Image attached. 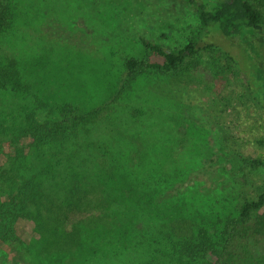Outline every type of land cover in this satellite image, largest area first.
I'll list each match as a JSON object with an SVG mask.
<instances>
[{
	"label": "rangeland",
	"instance_id": "rangeland-1",
	"mask_svg": "<svg viewBox=\"0 0 264 264\" xmlns=\"http://www.w3.org/2000/svg\"><path fill=\"white\" fill-rule=\"evenodd\" d=\"M195 1L197 5L211 0ZM4 3L11 19L0 35V64L15 61L33 93L44 99L71 104L76 112L102 109L92 125V137L103 140L112 134L121 137L120 144L132 140L134 148L142 149V165L152 172L156 185L178 183L192 172L205 170L216 157L212 175L199 176L180 195L186 214L198 210L208 221H218L235 215L242 198H256L264 191V164L251 167L242 159L264 162V37L247 35L239 46L241 38L233 42L213 35L214 44L236 55L238 70L221 51H206L180 72L145 71L118 95L127 59L163 62L143 45L142 38L181 49L199 36L195 5L186 0ZM20 101L22 97L11 92L0 94L1 107ZM13 154L14 149L0 139V165ZM102 181L101 195H105L112 183L109 178ZM98 211L107 212V204ZM98 229L86 230L89 237L81 261L130 264L131 254L112 257L114 239L109 234L100 238ZM17 230L23 246L15 264H28L44 243L30 220H20ZM66 257L61 251L47 257L45 264H67ZM14 258L17 250L9 247L0 253V264H13ZM256 264H264V259Z\"/></svg>",
	"mask_w": 264,
	"mask_h": 264
},
{
	"label": "trees",
	"instance_id": "trees-1",
	"mask_svg": "<svg viewBox=\"0 0 264 264\" xmlns=\"http://www.w3.org/2000/svg\"><path fill=\"white\" fill-rule=\"evenodd\" d=\"M195 12L201 33L183 48L167 49L141 39L163 62L127 59L118 95L143 72H180L206 51H221L237 69L236 55L212 42L215 34L233 42L241 38L239 46L247 35L264 37V0H211L195 5ZM10 19L8 6L0 0V35ZM6 92L23 99L0 106V139L14 149L8 162L0 165V253L9 247L17 250L13 264L23 246L17 230L22 219L33 222L44 243L28 264H45L61 251L68 256L67 264H84L90 227L99 228L100 238L112 236V257L131 254L130 264H256L264 259L258 253L264 251V191L256 198H242L235 215L218 221H208L198 210L186 214L180 195L199 176L212 175L216 157L205 170L163 188L151 179L152 172L142 165V149L134 148L132 140L120 144L121 137L112 134L103 140L92 137V125L102 109L76 112L71 104L34 94L15 61L0 64V94ZM242 159L251 167L264 164ZM107 178L112 188L101 195L102 180ZM106 204L107 212L98 211Z\"/></svg>",
	"mask_w": 264,
	"mask_h": 264
}]
</instances>
